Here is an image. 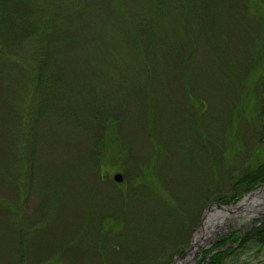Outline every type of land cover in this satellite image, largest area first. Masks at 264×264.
I'll return each mask as SVG.
<instances>
[{
	"label": "rangeland",
	"instance_id": "1",
	"mask_svg": "<svg viewBox=\"0 0 264 264\" xmlns=\"http://www.w3.org/2000/svg\"><path fill=\"white\" fill-rule=\"evenodd\" d=\"M7 1L0 0L11 17L0 23L8 49L0 55V264H171L213 204L264 192V183L250 191L235 183L264 163L263 4L120 0V15L112 0H75L74 9L73 0ZM174 6L181 29L168 17ZM41 23L36 51L56 50L36 89L25 78ZM182 29L195 50L186 62ZM262 196L253 208L261 217ZM249 216L227 217L220 235L181 264H197L227 233L264 224L258 217L246 227ZM223 264H264V246Z\"/></svg>",
	"mask_w": 264,
	"mask_h": 264
},
{
	"label": "trees",
	"instance_id": "2",
	"mask_svg": "<svg viewBox=\"0 0 264 264\" xmlns=\"http://www.w3.org/2000/svg\"><path fill=\"white\" fill-rule=\"evenodd\" d=\"M9 1H7V4L9 3ZM112 1H114V6L116 7L117 10L120 11V13H121L120 15H122L123 14V11H121L122 7L119 8V6H118L119 3H121V1L120 0H112ZM209 1L210 0H194V1L193 0H169V4L170 5H168V6L169 7L172 6L171 2L172 3L176 2L175 5H177V7H178V5L179 6L182 5V6H187V8H188V7H190L191 5H194L197 2V6H201L203 8L202 5H204L206 2L209 3ZM239 1L243 2V3H245L246 1H248V2L252 1V3H254V4H259V2H260L261 4L264 5L263 1H261V0H239ZM76 2L77 1H75V0H73V2L72 1L70 2L71 4H73L71 6V8L74 9L75 7L78 6V4ZM10 3H11V1H10ZM13 4L10 5V6H11V8L15 9L16 7H14ZM263 5H261V6H263ZM4 8H6V6H5V4L2 3L1 6H0V23H2L3 21L7 22L11 18L8 14H6L5 10H3ZM11 8H8V9L11 11ZM52 10H53V7H52ZM155 11H153V12H155ZM205 11H206V8H205L204 12ZM12 12L14 13L15 11L12 10ZM169 14L170 15L168 17L170 19L173 17L174 21H179L180 20L179 19V14L181 16V12L175 6H174V8L170 9ZM144 15L145 14L143 13L142 17H144ZM181 17H183V16H181ZM150 19L153 20V16L151 18L149 17L148 20L151 21ZM51 20L53 21V18L50 17L48 21H51ZM129 20H130V18L125 16V21L127 23L129 22ZM174 21L171 22L172 26L170 25L169 27H174V24H173ZM23 26H24V28L26 27L25 24ZM38 26H40V27H38V28L35 27L38 32H36V35H35L34 38H31V45L33 43V47H34V49L32 50V54L35 57V59H34L33 63L30 61V63L28 64V67H27L28 68L27 69V75L25 74L26 75V78H25L26 79V81H25L26 86L27 87H31V84L33 82V85L36 86L35 87L36 89L41 84L42 73L44 74V76H46V71L47 70L49 71V69H51V67L49 65V60H51V58L49 57V55H50L51 51L55 53V50H56L54 47L50 51L48 49H46V53H44V54L40 53V51H36V49H38L37 48V44H38V41H39L38 40L39 39L38 36L41 34L39 32V30H42V27H44V25L41 23L40 25L38 24ZM191 26L193 27V28H191L192 29L191 32L195 36L196 23L195 24H191ZM127 29H128V27H127ZM179 29H181L180 28V21H179ZM127 31H129V30H127ZM263 32H264V30H263ZM181 35L184 37L183 39L186 38V36H184V30L183 29H182V31H180L179 39L182 38ZM158 39L162 40V39H164V37L163 38L160 37ZM5 40H6L5 38L2 39V37L0 36V55L2 56V58H7V56H4V55H6L8 53L7 52L8 51L7 42L4 43ZM136 40H137V42L141 41V39H136ZM192 43H194V42H192ZM44 45H47V43L44 42ZM41 47H43V46H41ZM183 48H184L185 52H183L184 56L180 60L181 61L183 60V62H186L185 56L187 54L188 55L189 54L193 55L195 50H193V52H192V49H194V48L192 46V49H191V47L187 43L186 39H185ZM165 50H166V48L165 49H160V51H162V52H160L159 54L160 55L163 54L165 52ZM44 68H47V69L45 70ZM43 71H45V72H43ZM47 76H48V80L43 81V83L50 82L51 75L47 74ZM128 83L130 85L133 84L131 82V80H129V79H128ZM21 99L23 100L21 102V104L22 103L28 104V102H29L28 100H26L25 98H21ZM1 105H2V103H1ZM18 108L20 110V108H22V105H19ZM8 111H11V110H8ZM14 111L19 112L18 110H14ZM9 115H12V111L9 113ZM19 138H21V137H19ZM24 139L27 140L25 135H24ZM21 142L22 143L19 146H16V147L18 148V150L21 149L22 151L20 150V152H22V154H24V143H26L27 141L22 140ZM254 172L255 173L252 174V177H249V176L242 177L239 180L237 179L235 181V183H237V184L239 183V185H242V184H245V183H249L248 185H245L243 187V190H249L250 191V190L255 189L256 188V184L264 183V163H262L259 166H257L255 168ZM233 190L234 191L236 190L235 192L238 193L237 192V186L234 187ZM231 199H233V197ZM228 240H231L232 243H229L226 246V242ZM250 244L251 245L252 244L259 245L260 244V245L264 246V224L263 225L260 224V225H258V227H253V228L247 229V231H245V233L243 235H242V232H241V234L239 232H237V233H227V235L225 237L217 238L211 245L208 246L209 248H207V250H204L203 252L199 253V260L197 261V264H223L224 261L226 259H228L229 256H231V257L234 256L239 250H242V251L247 250L249 247H251ZM182 252L183 251H180V252L178 251L179 254H181Z\"/></svg>",
	"mask_w": 264,
	"mask_h": 264
},
{
	"label": "bare ground",
	"instance_id": "3",
	"mask_svg": "<svg viewBox=\"0 0 264 264\" xmlns=\"http://www.w3.org/2000/svg\"><path fill=\"white\" fill-rule=\"evenodd\" d=\"M261 194L263 195L261 197V201L264 202V192L261 191V190L260 191L258 190L254 194L248 195L245 198H243L242 200L238 201L236 203V206H231V207L226 206L222 210L218 209V210H215V212H207L205 214L204 219H203V224L201 226L202 229L200 230V233H197L195 235V237H193L194 238L193 239L194 242L191 245L192 249L190 250V253L186 254L184 259L185 260H191L190 259L191 254H193L196 251L197 246H200L203 243V241L208 236L209 232H211V230L214 229V228H212L210 231H207L206 229L209 226H212V225L216 224L218 218L221 219L220 223L222 224L226 220L227 217H232L233 215L236 216L237 213H239V214H250L249 218L255 217L256 213L259 212V211L255 210V209H253L254 205L257 204L255 199L257 197H259V195H261ZM262 208L264 209V205L262 206ZM263 212H264V210H263ZM77 259H80V258H77ZM83 263H84V261H83ZM87 264H89V263H87ZM175 264H181V262L180 261H176Z\"/></svg>",
	"mask_w": 264,
	"mask_h": 264
},
{
	"label": "water",
	"instance_id": "4",
	"mask_svg": "<svg viewBox=\"0 0 264 264\" xmlns=\"http://www.w3.org/2000/svg\"><path fill=\"white\" fill-rule=\"evenodd\" d=\"M112 179H114L115 180V182H120V180H122V178H121V176H120V173L119 174H115L113 177H112ZM254 194V193H253ZM252 195V194H251ZM214 206H217V208L219 209V210H222V209H224L226 206H229V205H225V206H223V205H218V203H215V204H213ZM230 207V206H229ZM258 217H261V215H257L256 217H253V218H248V222H247V224H246V227L247 226H254L253 224H251V221L253 220V219H257ZM262 218V221H258V223H263L264 222V216L263 217H261ZM257 223V224H258ZM256 224V225H257ZM221 227H223L222 226V224L220 223L219 225H217L216 226V228H214V229H212L211 230V232H209V234H208V236L206 237V239L203 241V243H206L209 239H211V238H216L217 237V235H220V228ZM234 230H231L230 232H233ZM192 248H191V246H189L187 249H186V251H184L183 253H181L180 255L178 254V255H176V257H174V262H172L171 264H175L176 263V261H183V260H185L184 258H185V256H186V254L187 253H190V250H191ZM193 255H194V253L193 254H191V256H190V259H191V261H193L194 259H193Z\"/></svg>",
	"mask_w": 264,
	"mask_h": 264
}]
</instances>
